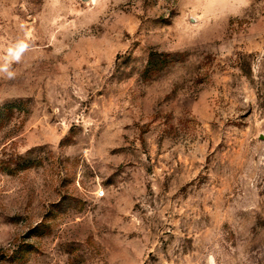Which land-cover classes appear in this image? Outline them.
I'll list each match as a JSON object with an SVG mask.
<instances>
[{
	"label": "rangeland",
	"instance_id": "obj_1",
	"mask_svg": "<svg viewBox=\"0 0 264 264\" xmlns=\"http://www.w3.org/2000/svg\"><path fill=\"white\" fill-rule=\"evenodd\" d=\"M0 264H264V0H0Z\"/></svg>",
	"mask_w": 264,
	"mask_h": 264
}]
</instances>
